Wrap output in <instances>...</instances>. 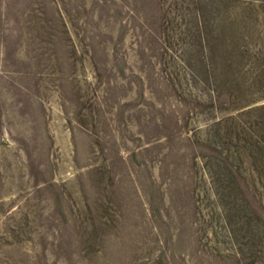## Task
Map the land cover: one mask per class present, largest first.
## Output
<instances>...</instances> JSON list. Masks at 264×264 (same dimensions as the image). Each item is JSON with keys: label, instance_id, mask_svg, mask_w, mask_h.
Here are the masks:
<instances>
[{"label": "rangeland", "instance_id": "374dc122", "mask_svg": "<svg viewBox=\"0 0 264 264\" xmlns=\"http://www.w3.org/2000/svg\"><path fill=\"white\" fill-rule=\"evenodd\" d=\"M0 264H264V0H0Z\"/></svg>", "mask_w": 264, "mask_h": 264}]
</instances>
